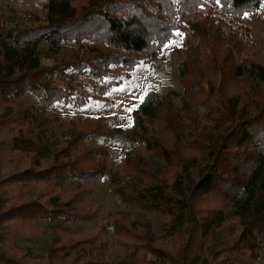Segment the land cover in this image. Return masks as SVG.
<instances>
[{"label": "trees", "instance_id": "16d2710c", "mask_svg": "<svg viewBox=\"0 0 264 264\" xmlns=\"http://www.w3.org/2000/svg\"><path fill=\"white\" fill-rule=\"evenodd\" d=\"M249 14L263 16L264 0H46L37 23L7 25L0 18V243L28 229L45 237L102 214L91 197L110 175V146L123 130L106 118H75L59 141L51 125L59 120L57 104H86L90 85L96 96L105 94L137 65L158 58L179 31L187 56L178 66L185 93L148 94L133 112L134 140L140 139L124 160L132 177L123 187L110 178L127 209L84 230L92 236L59 235L36 256L32 247L0 252V264L261 259L264 63L246 54L250 29L231 23ZM181 97L178 107L173 101ZM159 119L161 136L152 127ZM151 216L162 222L161 234ZM234 220L242 230L232 242L222 231Z\"/></svg>", "mask_w": 264, "mask_h": 264}, {"label": "rangeland", "instance_id": "374dc122", "mask_svg": "<svg viewBox=\"0 0 264 264\" xmlns=\"http://www.w3.org/2000/svg\"><path fill=\"white\" fill-rule=\"evenodd\" d=\"M212 8V11H215L216 14H222L224 18L227 20L229 19V13L219 11L218 6L214 7L213 5ZM31 15H33V18H31ZM45 15L46 0H0V18L7 25L10 23H37V17H39L40 20H43ZM246 17H248V20H234L231 23L233 25L239 24L250 29V37L253 45L251 49L246 52V54L253 57V59L257 62L264 63V14L263 16L249 14L246 15ZM178 33H180V35L176 34L175 39L163 48L161 55L158 58L150 63L142 62L137 65L129 72V75L122 77V82L112 86L105 94L96 96L97 92L93 91L92 85H90L85 90V92H90L89 95L91 94V97L86 104L82 106L57 104L56 111L59 120L52 121L51 125L53 132L55 133V138L59 141L65 140L64 138L67 135V131L68 129H71L72 126L71 119L75 118L80 120L106 118L109 119L113 127H120L123 130V133L119 134L110 146V159L107 164V171L110 175L105 179L104 185L100 186L91 197L95 204H99L103 207V211L99 219L94 222L85 221L78 225H67L63 228L64 231L61 230L57 232L58 234L49 230L45 237L40 235L41 230L35 231L28 229L22 234H19L18 238L15 239L10 237L6 242L3 240L0 243V252L4 254V256L20 254V250L18 248L26 247H32V249L36 250V253L34 251V256H36L37 254L44 252L52 239L60 240L58 238L59 235L63 237H72L73 235H76L77 238L92 236L95 232H85L84 230L92 229L96 223L108 224V215L111 212L127 209V206L120 202L111 191L110 178L113 177V179L117 182L119 180V185L123 187L128 185L127 181H129L132 177L129 173V169H127L124 164V160L127 153H131L133 155L136 146L138 145L137 141L140 138L138 137L134 140V137L138 136V134L136 132L133 133V112L145 101L146 96L153 93L164 95L172 91L180 94L185 93L184 85L178 77V66L182 60L186 59L187 56L185 53V46L183 44L184 32L179 31ZM173 41H175V43H173ZM45 63L51 64L53 63V60L45 58ZM238 83V85L241 86L240 82ZM261 86L264 88V84ZM141 97H143V102H141ZM182 98L183 97L174 99L173 102L176 106H183ZM127 109L133 110L128 111ZM160 120L161 119L153 122L152 127H155L153 129V133L161 136L164 133V130ZM141 135L142 137L145 136L143 133H141ZM28 162L29 160L24 161L25 165H27ZM29 165L30 164L27 166ZM46 166V163H42V167ZM11 169L13 168L11 167L5 170V172H9ZM169 173L173 174L174 170L168 169V178L170 177ZM163 176L166 177V175ZM36 189L37 188L31 189L32 193L35 192ZM208 200L211 199L208 197L205 202H208ZM216 203L219 204V202H215L214 204ZM7 205L8 204L5 203L3 208L4 210ZM151 218L154 222L155 232L157 234H161L162 222L156 221V216H151ZM39 225L40 227H44L47 224L40 222ZM241 230L242 227L240 226L238 220H234L228 222L224 226L222 233L224 237L231 239L232 242H234ZM234 235L235 238L232 237ZM111 239V247L113 248L116 245L117 238L112 236ZM243 253L245 255H249L251 252L246 250ZM244 254L237 256L238 259L243 262H245ZM109 260H112L111 255H109ZM26 262H30V260ZM256 264H264V252L261 255V259Z\"/></svg>", "mask_w": 264, "mask_h": 264}, {"label": "snow or ice", "instance_id": "6c2138e0", "mask_svg": "<svg viewBox=\"0 0 264 264\" xmlns=\"http://www.w3.org/2000/svg\"><path fill=\"white\" fill-rule=\"evenodd\" d=\"M177 35H180V33H177ZM175 43V41H173ZM141 102H143V97H141ZM135 107V106H134ZM128 111H132L133 109H127Z\"/></svg>", "mask_w": 264, "mask_h": 264}]
</instances>
